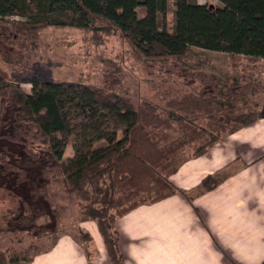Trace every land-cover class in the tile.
I'll list each match as a JSON object with an SVG mask.
<instances>
[{"label": "trees", "instance_id": "obj_1", "mask_svg": "<svg viewBox=\"0 0 264 264\" xmlns=\"http://www.w3.org/2000/svg\"><path fill=\"white\" fill-rule=\"evenodd\" d=\"M217 1L212 6L173 0L171 30L167 0H0V23L11 27L24 51L34 47L47 27H74L95 36L117 33L142 69L151 72L148 67L158 65L169 75L180 73L178 59L199 60L192 48L225 53L229 63L264 61V0ZM232 9L234 35L228 30ZM0 56L6 63L22 60ZM105 79L103 85H91L31 78L28 92L0 70V192L10 199L2 208L4 217L15 226L32 220L38 203L47 204L49 179H62L84 203L82 215L95 224L110 263L123 264L118 219L141 205L187 196L169 178L181 163L179 153L193 144L191 157H200L225 137L264 119V111L250 99L264 87L247 75L219 81L192 71L187 79L202 89L160 106L134 100L120 73H105ZM68 145L72 156L64 158ZM220 182L207 175L199 194ZM52 234L43 227L35 235ZM33 257L25 263L18 251L7 249L0 252V264H30Z\"/></svg>", "mask_w": 264, "mask_h": 264}, {"label": "crops", "instance_id": "obj_2", "mask_svg": "<svg viewBox=\"0 0 264 264\" xmlns=\"http://www.w3.org/2000/svg\"><path fill=\"white\" fill-rule=\"evenodd\" d=\"M259 62L264 61L247 62L252 69L247 76L264 87L259 78L264 67L253 68ZM252 97L256 102L262 98L264 111V88ZM207 175L221 182L199 194ZM169 178L188 195L141 205L122 217L125 224L117 231L118 242L124 243L119 250L123 264H264V119L225 137L204 155L185 159ZM96 235L100 238L97 229ZM106 258L89 262L62 236L30 264H111Z\"/></svg>", "mask_w": 264, "mask_h": 264}, {"label": "rangeland", "instance_id": "obj_3", "mask_svg": "<svg viewBox=\"0 0 264 264\" xmlns=\"http://www.w3.org/2000/svg\"><path fill=\"white\" fill-rule=\"evenodd\" d=\"M191 1L198 4L219 5L217 0ZM173 8V0H167L168 30L172 28ZM139 14L141 15V10H139ZM235 16V11L232 9L228 21V30L231 35H234ZM7 20L10 22L23 21L20 18ZM20 42V38L12 32L9 25L0 23V52L10 59H20L22 56L21 62L16 64L6 63L0 56V70L8 75L11 82L20 85L28 92L31 88L28 81L31 78L56 82L82 81L91 85H103L106 81L105 73L111 72L122 75L124 85L129 88L134 100L146 99L161 106L175 96L185 97L191 92L202 89L199 84L192 83L187 79L189 72L202 71L215 76L218 80H223L232 74L247 75V72L252 70L245 61L229 63L225 53H205L196 48L192 51L199 57V60L188 62L178 59L175 62V65L180 69L178 75L160 72L158 65L148 67L154 69L149 72L136 64L131 57L130 46L121 40L117 33L95 36L91 31L74 27L45 28L33 42L34 47H30L26 51L20 48ZM202 60L206 64H202ZM254 66L253 68L260 70L264 67V62L256 63ZM257 75L258 72L254 74V76ZM259 78L264 82V72L260 73ZM250 99L255 109H262V98L259 102L255 101V97ZM194 147L193 144L185 145L177 157L178 162L191 157ZM71 156L72 148L71 145H68L64 151V158ZM24 167H29V165L24 162ZM27 169L31 170V168ZM47 186V204L38 203L32 220L15 226H11L6 216L4 217L6 211L4 213L2 208H7L10 199L0 192V252L15 249L16 252H19L20 260L27 263V259L33 253L34 259L42 254V251L49 249L53 241L64 236L68 243L82 251L86 260L96 262L104 260L106 257L103 253L101 240L96 235L95 225L86 221L82 215L84 203L77 199L71 188L62 179H49ZM52 211L53 213H51ZM117 224L118 231H121L125 224V218L117 221ZM33 226L37 229L28 232L27 229ZM43 227L53 233L51 237L35 235L38 228ZM83 234L90 235V239L83 238ZM29 246L31 249H27ZM118 248L123 250L124 243L118 242ZM85 251H88L90 259ZM107 258L106 261L109 260Z\"/></svg>", "mask_w": 264, "mask_h": 264}]
</instances>
